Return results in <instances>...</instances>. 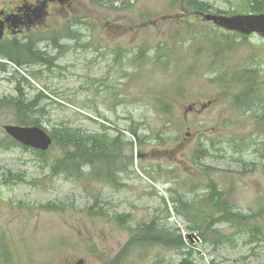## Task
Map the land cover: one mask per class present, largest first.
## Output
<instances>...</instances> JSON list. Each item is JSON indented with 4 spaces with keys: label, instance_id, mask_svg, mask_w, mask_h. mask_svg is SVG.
I'll return each instance as SVG.
<instances>
[{
    "label": "rangeland",
    "instance_id": "rangeland-1",
    "mask_svg": "<svg viewBox=\"0 0 264 264\" xmlns=\"http://www.w3.org/2000/svg\"><path fill=\"white\" fill-rule=\"evenodd\" d=\"M249 1L199 0L207 11L183 20L192 33L178 43L172 24H148L139 39L117 38L129 49L117 58L106 49L93 57L87 44L52 71L0 58V98L34 102L28 113L49 133L77 129L114 151L104 164L74 165V176L55 174L44 166L72 149L13 145L4 125H19L18 111L1 108L0 264H264V110L252 109L250 74L240 77L247 67L264 77V37L227 32V44L211 21L248 13ZM136 6L161 15L166 0ZM119 19L77 28L105 33ZM151 223L164 240H140Z\"/></svg>",
    "mask_w": 264,
    "mask_h": 264
},
{
    "label": "flooded vegetation",
    "instance_id": "flooded-vegetation-1",
    "mask_svg": "<svg viewBox=\"0 0 264 264\" xmlns=\"http://www.w3.org/2000/svg\"><path fill=\"white\" fill-rule=\"evenodd\" d=\"M138 1L5 0L0 5V58H9L20 66L37 65L52 71L71 67L72 60L68 57L76 62L83 44H87L93 57L102 56V49H106L111 58H117L121 53L124 56L129 49L121 45L126 46L128 40L119 45L117 38L128 33L137 36L142 26L139 19L147 15L146 8L136 6ZM170 5L173 13L171 18L184 22L188 15H194L191 0H181L180 4L178 0H173ZM110 15H115L121 21L107 22L105 33L92 31L85 35L83 33L82 37L77 28L79 20L101 19ZM61 25L65 26L64 30ZM67 29L71 31H66ZM42 31L44 34H41ZM84 40H88L87 43H84ZM66 59L69 61L68 66L62 64ZM244 141L252 143L255 140ZM239 153L242 160L244 150H239Z\"/></svg>",
    "mask_w": 264,
    "mask_h": 264
},
{
    "label": "trees",
    "instance_id": "trees-1",
    "mask_svg": "<svg viewBox=\"0 0 264 264\" xmlns=\"http://www.w3.org/2000/svg\"><path fill=\"white\" fill-rule=\"evenodd\" d=\"M251 9L253 11H264V0H251ZM195 6H201L205 7L204 4L201 2L195 1ZM42 98H40L41 100ZM34 103V102H33ZM33 103L25 104L24 100L21 97H3L0 98V109L5 107H12L18 111V124L24 125V126H30V125H40L35 124L37 120L32 121V116L29 115V111H34L33 109ZM38 109V105L35 106V110ZM35 119L37 117L35 116ZM40 121V120H39ZM51 137L54 140V143H63V145L67 148H71L72 151H68L69 156L66 157L67 159H61L57 161H51L50 164L44 166L48 167L53 173L59 174V173H65L69 176H74V165H78L76 167L78 172H81V166L93 164L94 157L96 155L95 152V141L98 138L94 134H81L79 130L77 129H62V130H56V132L50 133ZM14 141V140H13ZM16 141H14L13 145H18ZM99 148H101V139L99 141ZM20 145V144H19ZM103 151H105L106 147H102ZM37 152V151H36ZM41 154H47L46 152H40ZM45 159V158H44ZM43 159V160H44ZM153 230H156L153 226V223L148 224L145 229L142 230V234L140 235V240L143 239L146 236H151L152 239L149 241H158L156 238L158 236L161 237V240L165 239L164 234L159 233V235H156L157 233H154ZM182 241V239H181Z\"/></svg>",
    "mask_w": 264,
    "mask_h": 264
},
{
    "label": "water",
    "instance_id": "water-1",
    "mask_svg": "<svg viewBox=\"0 0 264 264\" xmlns=\"http://www.w3.org/2000/svg\"><path fill=\"white\" fill-rule=\"evenodd\" d=\"M220 19L229 27L238 29L244 33L257 31L264 35V14L237 15L232 18L221 17ZM4 129L13 139L34 149L48 150L53 143V139L49 133L39 126L6 124L4 125Z\"/></svg>",
    "mask_w": 264,
    "mask_h": 264
},
{
    "label": "bare ground",
    "instance_id": "bare-ground-1",
    "mask_svg": "<svg viewBox=\"0 0 264 264\" xmlns=\"http://www.w3.org/2000/svg\"><path fill=\"white\" fill-rule=\"evenodd\" d=\"M38 50V49H37Z\"/></svg>",
    "mask_w": 264,
    "mask_h": 264
}]
</instances>
